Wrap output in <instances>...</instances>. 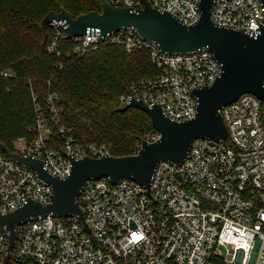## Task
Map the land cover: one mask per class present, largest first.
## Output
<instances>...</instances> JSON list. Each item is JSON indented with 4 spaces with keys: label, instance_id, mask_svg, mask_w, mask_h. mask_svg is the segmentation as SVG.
Masks as SVG:
<instances>
[{
    "label": "built area",
    "instance_id": "1",
    "mask_svg": "<svg viewBox=\"0 0 264 264\" xmlns=\"http://www.w3.org/2000/svg\"><path fill=\"white\" fill-rule=\"evenodd\" d=\"M116 7L143 9L142 0H108ZM153 8L169 12L183 24L201 17L200 0H149ZM212 21L220 26L258 32L264 24L263 0H214ZM65 23L54 21L49 52L62 56L61 40L68 38ZM75 53L84 56L106 46L127 52L145 51L161 74L133 82L121 106L134 97L152 107L159 104L173 121L196 117L195 88L211 86L222 73L214 53L205 48L186 54L163 52L132 29L101 36L89 29L72 39ZM13 72L0 70V77ZM58 94L36 103L37 118L14 152L43 161L54 176L66 179L75 159L111 154L107 145L81 144L61 122ZM246 93L223 107L228 140L196 139L180 164L160 162L148 189L132 179L88 180L79 197L85 224L77 216L39 217L18 227L19 239L9 264H264V124L262 103ZM67 136L52 148L53 129ZM160 132L147 133L134 146L156 142ZM53 188L36 172L0 156V212L8 213L29 200L52 203ZM10 232H0V264ZM139 238V239H137Z\"/></svg>",
    "mask_w": 264,
    "mask_h": 264
},
{
    "label": "water",
    "instance_id": "2",
    "mask_svg": "<svg viewBox=\"0 0 264 264\" xmlns=\"http://www.w3.org/2000/svg\"><path fill=\"white\" fill-rule=\"evenodd\" d=\"M142 1L143 9H131L116 7L108 0H102V12L93 11L77 18L62 7L59 13L50 12L44 18L43 32L46 34L48 26L54 21L65 23V33L69 39L84 36L93 28L99 29L101 36L132 29L169 54H186L207 48L222 65V73L213 85L193 90L198 105L196 117L190 120L173 121L166 116L161 105L150 107L145 101L132 97L120 111L137 107L146 112L161 138L152 143L143 142L137 154H107L82 159L68 155L72 168L66 179L52 175L40 159L22 156L2 144L7 157L34 170L39 179L53 188L50 204L29 200L11 212H0V232L5 227L10 232L9 246L2 264H9L12 250L19 239L18 227L39 217L77 216L87 228L84 212L79 205L86 181L109 178L116 183L132 179L149 189L157 165L163 161L182 164L196 139L228 140L227 127L220 112L223 107L246 93L264 101V24L256 33L217 25L211 19L214 0H200L199 21L186 25L171 13L153 8L149 0Z\"/></svg>",
    "mask_w": 264,
    "mask_h": 264
},
{
    "label": "trees",
    "instance_id": "3",
    "mask_svg": "<svg viewBox=\"0 0 264 264\" xmlns=\"http://www.w3.org/2000/svg\"><path fill=\"white\" fill-rule=\"evenodd\" d=\"M64 7L74 18L102 12V0H0V156L5 144L15 150L36 122V103L58 94L62 125L78 143L107 145L114 156L134 153L136 142L154 131L150 116L137 107L120 111L121 97L133 82L161 74L145 51L127 52L106 46L84 56L75 53L72 39L61 40V57L49 52L53 31L44 34L42 21ZM264 124V101L262 102ZM52 148H61L66 135L53 129Z\"/></svg>",
    "mask_w": 264,
    "mask_h": 264
},
{
    "label": "rangeland",
    "instance_id": "4",
    "mask_svg": "<svg viewBox=\"0 0 264 264\" xmlns=\"http://www.w3.org/2000/svg\"><path fill=\"white\" fill-rule=\"evenodd\" d=\"M19 140H20V139H19ZM19 140H18V141H19ZM18 141H16V143H17Z\"/></svg>",
    "mask_w": 264,
    "mask_h": 264
},
{
    "label": "snow or ice",
    "instance_id": "5",
    "mask_svg": "<svg viewBox=\"0 0 264 264\" xmlns=\"http://www.w3.org/2000/svg\"><path fill=\"white\" fill-rule=\"evenodd\" d=\"M137 239H139V238H137Z\"/></svg>",
    "mask_w": 264,
    "mask_h": 264
}]
</instances>
